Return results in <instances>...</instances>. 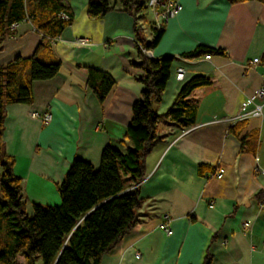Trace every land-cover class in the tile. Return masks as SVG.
<instances>
[{
	"label": "crops",
	"instance_id": "0c3cea01",
	"mask_svg": "<svg viewBox=\"0 0 264 264\" xmlns=\"http://www.w3.org/2000/svg\"><path fill=\"white\" fill-rule=\"evenodd\" d=\"M68 1L74 20L52 43L60 71L33 82L32 104L6 108L5 149L15 158L29 215L33 203H62L58 185L75 158L98 168L106 145L123 147L120 140L143 89L135 79L139 69L133 66L139 59L133 17L113 11L93 19L88 15L90 0ZM180 3L178 14L164 23L159 43L149 49L151 57H176L157 111L166 112L180 90L175 75L180 66L187 69V78L204 74L213 85L192 95L198 104L193 126L158 122L163 141L146 160L147 175L139 185V223L101 264H203L208 251L212 264H264V97L255 95L264 86V63L253 62L264 53V1ZM138 14L145 16L142 37L151 41L154 10L145 6ZM12 29L0 65L16 56H32L43 38L30 20ZM199 45L223 48L226 54L181 57ZM89 68L115 79L102 105L87 86ZM256 105L263 106L262 114L247 117L239 136L229 132L240 121L231 118L249 114ZM46 113L52 116L47 123ZM199 164L215 171L224 168L225 173L201 176ZM134 187L127 183V191ZM166 222L170 234L163 229Z\"/></svg>",
	"mask_w": 264,
	"mask_h": 264
},
{
	"label": "trees",
	"instance_id": "16d2710c",
	"mask_svg": "<svg viewBox=\"0 0 264 264\" xmlns=\"http://www.w3.org/2000/svg\"><path fill=\"white\" fill-rule=\"evenodd\" d=\"M232 4L252 0H229ZM264 1V0H257ZM147 0H90L88 15L99 19L113 11L125 12L134 19V33L139 59L133 66L143 89L132 107L123 145L104 147L98 168L89 161L75 158L65 178L58 185L60 205L33 203V214L26 212L27 203L22 178L14 171L15 158L5 149L6 108L11 104H32L33 82L49 80L57 75L61 61L52 49L58 38L74 20L68 0H0V53L4 41L14 34L12 25L30 20L42 40L30 57L16 56L0 65V264H101L103 256L139 223L140 183L147 175L146 160L163 141L158 122L169 120L183 129L197 122L198 104L194 91L213 85L211 77L197 74L181 86L166 112L160 114L156 104L161 101L175 56L151 57L143 49H152L160 41L164 26L154 28L151 41L142 37L138 13ZM66 13L69 18L62 16ZM225 55L223 48L199 45L181 55L195 59L203 55ZM264 63V53L260 58ZM108 72L88 69L87 86L102 105L115 86ZM247 125L241 120L229 128L239 136ZM217 171V170H216ZM215 168L199 164L198 173L209 176ZM127 183L135 186L127 191ZM214 238V237H213ZM23 262L18 261L19 257ZM22 260V259H21ZM207 252L203 264H212Z\"/></svg>",
	"mask_w": 264,
	"mask_h": 264
},
{
	"label": "built area",
	"instance_id": "2783aa9c",
	"mask_svg": "<svg viewBox=\"0 0 264 264\" xmlns=\"http://www.w3.org/2000/svg\"><path fill=\"white\" fill-rule=\"evenodd\" d=\"M147 6L152 8L155 13V23L154 27L157 29H160L163 27L164 23L168 21L169 19L173 18L178 14V12L181 10L182 5L180 3V0H147ZM62 16L66 19L69 18V16L66 13H62ZM13 27V25H12ZM144 52L151 56V51L149 49H143ZM206 58L210 59L211 54H206ZM261 60L260 58H254L253 62L255 64L259 63ZM188 71L185 67L180 66L176 70V79L180 83H184L188 78H187ZM255 95L258 97H264V86L259 87L255 91ZM263 106L262 105H256L254 110L251 111L249 114H238L235 118H231L232 121H237V120H245L249 116H259L262 114ZM37 116V114H34ZM52 119V116L50 113H46L43 120L45 123L49 122ZM225 173L224 168H218L214 176L216 177H222L223 174ZM245 226H248V223H245ZM163 229L165 232L170 234L172 232V228L169 224V222L163 223ZM137 259L140 258L139 254H136L135 256Z\"/></svg>",
	"mask_w": 264,
	"mask_h": 264
},
{
	"label": "rangeland",
	"instance_id": "374dc122",
	"mask_svg": "<svg viewBox=\"0 0 264 264\" xmlns=\"http://www.w3.org/2000/svg\"><path fill=\"white\" fill-rule=\"evenodd\" d=\"M21 262H23V261L21 260Z\"/></svg>",
	"mask_w": 264,
	"mask_h": 264
}]
</instances>
